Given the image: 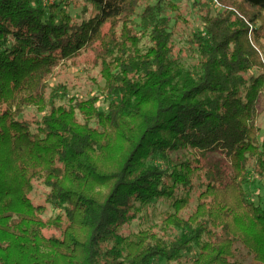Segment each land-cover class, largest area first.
<instances>
[{
    "label": "trees",
    "instance_id": "1",
    "mask_svg": "<svg viewBox=\"0 0 264 264\" xmlns=\"http://www.w3.org/2000/svg\"><path fill=\"white\" fill-rule=\"evenodd\" d=\"M217 1L188 68L171 0H0V264H264V206L245 189L248 168L264 179V0ZM88 50L106 108L56 105L48 79ZM154 202L170 206L159 230L126 234Z\"/></svg>",
    "mask_w": 264,
    "mask_h": 264
},
{
    "label": "rangeland",
    "instance_id": "2",
    "mask_svg": "<svg viewBox=\"0 0 264 264\" xmlns=\"http://www.w3.org/2000/svg\"><path fill=\"white\" fill-rule=\"evenodd\" d=\"M56 0H46V5L49 6ZM173 4L177 6L178 14L181 16L177 18L175 14H172L171 25L174 27L173 35V46L175 51L178 53V57L181 62L188 68L196 64L197 55L193 49H191L187 44L188 37L196 30L201 28V17L209 13L210 16H215L223 11V7L219 4L216 6L212 3V0H171ZM197 3V4H196ZM205 4V6L200 7L199 5ZM219 3V2H218ZM196 4L197 7H194ZM87 13H83L82 6L78 9L71 8L69 12L76 20H85L90 16L92 8L87 6ZM141 8L137 9V13H140ZM182 18V19H181ZM48 89L46 92V97L54 96L55 93L57 97L54 99L56 105L65 104L68 100L72 98H78L81 100L90 99L93 96H98L99 103L98 106L101 109H105L107 106L108 99L102 94V88L104 86V81L100 76V66L95 62V57L93 52L83 51L79 56L72 58L65 63L61 64L53 71L52 75L48 79ZM258 125L261 129L260 140L264 138V92L261 94L258 103ZM37 114L35 108H29L25 110L24 117L31 118ZM216 155V154H214ZM187 158L185 152H180L176 155L177 160L184 161ZM163 167V165H162ZM247 183L245 185L246 192L251 201L264 206V179H257L251 168L247 170ZM12 191L15 192V184L12 185ZM44 192L43 187L35 188L33 194L31 195L32 200L35 203L44 202ZM195 194H192V201L195 202ZM170 211V206L163 202H154L153 206L150 208L148 214H143L141 220L133 222L128 227L124 228L126 234L136 233L141 229L152 227L159 230L161 226L162 215ZM57 214V211L51 209L48 210L45 217H52ZM170 237L173 236L169 233ZM241 260L244 264L250 263L251 259L243 252ZM152 264H168L163 259H156Z\"/></svg>",
    "mask_w": 264,
    "mask_h": 264
},
{
    "label": "built area",
    "instance_id": "3",
    "mask_svg": "<svg viewBox=\"0 0 264 264\" xmlns=\"http://www.w3.org/2000/svg\"><path fill=\"white\" fill-rule=\"evenodd\" d=\"M212 3H213L214 5H216V6H219V3H218L217 0H212Z\"/></svg>",
    "mask_w": 264,
    "mask_h": 264
}]
</instances>
